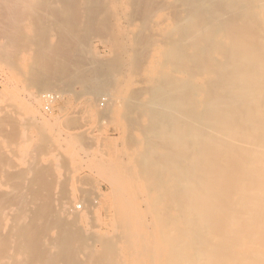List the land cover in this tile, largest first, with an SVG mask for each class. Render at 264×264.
Here are the masks:
<instances>
[{
    "label": "rangeland",
    "instance_id": "rangeland-1",
    "mask_svg": "<svg viewBox=\"0 0 264 264\" xmlns=\"http://www.w3.org/2000/svg\"><path fill=\"white\" fill-rule=\"evenodd\" d=\"M183 1L0 0V264H155L145 100Z\"/></svg>",
    "mask_w": 264,
    "mask_h": 264
},
{
    "label": "bare ground",
    "instance_id": "bare-ground-1",
    "mask_svg": "<svg viewBox=\"0 0 264 264\" xmlns=\"http://www.w3.org/2000/svg\"><path fill=\"white\" fill-rule=\"evenodd\" d=\"M184 2L145 100L143 164L172 177L155 198V264H264V0ZM72 202L60 212L86 219Z\"/></svg>",
    "mask_w": 264,
    "mask_h": 264
},
{
    "label": "built area",
    "instance_id": "built-area-1",
    "mask_svg": "<svg viewBox=\"0 0 264 264\" xmlns=\"http://www.w3.org/2000/svg\"><path fill=\"white\" fill-rule=\"evenodd\" d=\"M58 95L52 92L41 94V99L44 103V109L49 110L50 106L57 100Z\"/></svg>",
    "mask_w": 264,
    "mask_h": 264
}]
</instances>
